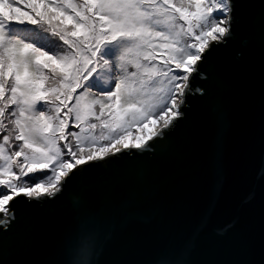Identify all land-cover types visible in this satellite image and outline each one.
<instances>
[{"label": "snow or ice", "instance_id": "1", "mask_svg": "<svg viewBox=\"0 0 264 264\" xmlns=\"http://www.w3.org/2000/svg\"><path fill=\"white\" fill-rule=\"evenodd\" d=\"M250 40L242 82L219 53ZM257 83L253 164L264 175V0H0V264H101L137 215L147 174L132 161L163 163L198 118L194 102L219 128ZM219 152L217 138L198 224L155 245L147 264H196L224 192ZM233 228L216 229L232 258L199 264H264V205L258 239L248 230L224 240ZM42 233L50 258L25 259Z\"/></svg>", "mask_w": 264, "mask_h": 264}, {"label": "water", "instance_id": "2", "mask_svg": "<svg viewBox=\"0 0 264 264\" xmlns=\"http://www.w3.org/2000/svg\"><path fill=\"white\" fill-rule=\"evenodd\" d=\"M246 35V34H245ZM255 42L244 49L239 41L219 53L229 75L245 81L251 67L250 51ZM243 56H237L238 52ZM205 105L194 102L198 114L190 122L174 153L163 163L146 156L147 180L142 185L137 215L123 223L114 245L101 256V264L115 258L147 264L155 245L173 235L191 233L199 221L197 209L206 200L213 161V144L219 138V160L224 173V192L208 225L200 232L193 250V261L216 258L230 259L216 229L234 223L224 240L235 233L251 230L257 239L260 228V209L264 205V175L253 164V156L261 147L260 96L258 83L252 89L241 90L228 106L224 123L217 128L211 114L204 115ZM130 159H132L130 157ZM117 181L121 179L117 174ZM47 238H37L41 251L25 259H48L42 249Z\"/></svg>", "mask_w": 264, "mask_h": 264}]
</instances>
